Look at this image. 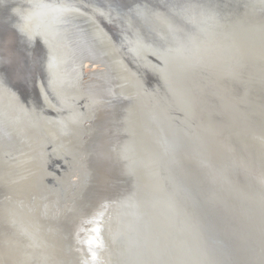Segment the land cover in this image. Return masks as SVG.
Segmentation results:
<instances>
[{"label": "bare ground", "instance_id": "bare-ground-1", "mask_svg": "<svg viewBox=\"0 0 264 264\" xmlns=\"http://www.w3.org/2000/svg\"><path fill=\"white\" fill-rule=\"evenodd\" d=\"M114 3L101 7L92 0H27L22 6L0 7V19L6 21V24L2 22L6 27L0 28V38L10 31L12 41L9 47L6 42L3 47L1 41L2 49L20 55L19 62L13 54L17 62L13 64L16 70L11 85L0 76V122L16 137L19 147L14 154H3L0 150V264H184L178 258L183 247L180 230H175L178 224L173 222L175 213L171 199L174 195L159 160L162 147L154 119L156 112L151 104L155 88L148 87L151 77L146 68L159 66L157 52L151 36L146 38L139 30L138 18L126 6ZM149 5L134 10L144 16L152 14L156 24L167 27L162 14L150 10L147 14ZM57 11L67 12L68 17L81 15V27L99 45L100 57L106 66L83 59L79 53L70 55L75 48L70 46L67 37L60 43L50 37L51 30L43 18ZM113 13L121 14L122 20ZM252 18L256 23L264 18V5ZM192 20L201 19L191 17ZM238 21V30L235 28L230 44L237 58L242 59L244 51L250 58L245 63L249 66L247 71L238 72L234 77L243 84L264 73V50L256 54L254 50L247 51L249 46L246 48L245 43L251 35L244 30L247 25L243 24V19L239 17ZM43 28L45 36L41 35ZM36 35L46 42L45 48L42 49ZM155 35L158 36L156 32ZM43 59L46 63L54 59L55 67L67 61L68 67L57 71L55 81L47 80L50 71L46 70L43 81L37 73H31L44 63ZM83 61H91L92 72L86 70ZM90 76L94 79L82 85ZM104 78L110 83V90L106 96L98 97L91 88L101 85ZM57 80L65 83L63 88L67 90H63ZM230 90L222 89L221 98L225 99ZM254 91L250 100L256 106L253 109L255 123L246 126L235 123L226 130L220 127L223 121L220 117H215L217 125L212 119L207 120L210 123L207 133L215 137L213 150L219 162L220 182L222 178L225 180L223 172L235 163L240 171H252L258 180V176L263 177L262 172L252 170L256 163L264 162V129L258 125L260 119H264V91L259 88ZM236 94L233 90L232 96ZM108 100L125 103L120 117H112L110 111L107 115ZM106 117L113 123L110 133L103 125L106 137L110 138L107 148L123 166L118 165L122 168L120 173H125L133 182L121 185L116 177H107L105 183L111 186L115 183L118 192L84 201L81 193L86 183L85 173H88L85 154L67 159L68 169L60 162L68 157L69 150L76 148L78 141L81 149L94 134L98 119ZM86 120L89 123L85 125ZM204 122L190 129L200 136ZM69 127L77 130V140L68 132ZM62 131L69 137L62 140ZM66 143H74V147L67 148ZM59 183H64L63 188ZM214 186L215 192L216 184ZM238 214L241 216V212ZM238 220L242 222L241 218ZM247 221L250 224L247 228L250 227L251 233L264 244V228L261 227L264 221H259L261 226L253 220ZM173 250L178 253L176 257L172 255Z\"/></svg>", "mask_w": 264, "mask_h": 264}, {"label": "water", "instance_id": "water-1", "mask_svg": "<svg viewBox=\"0 0 264 264\" xmlns=\"http://www.w3.org/2000/svg\"><path fill=\"white\" fill-rule=\"evenodd\" d=\"M25 1L27 2V0H0V7L22 6L25 5ZM92 1L101 7L109 2L126 6L127 10L138 18L139 30L143 31L146 38L151 36L150 41L157 52L156 59L159 66L154 69L147 66L146 69L151 77L148 87L155 88L156 93L154 94V103L151 100L150 102L156 112L154 119L160 133L162 148L159 152V160L163 163V168L168 174L169 189L171 188L174 195L171 202L175 213L173 222L175 225L178 224L175 230H180L182 237L183 248L180 249L182 255L177 257L181 258L184 264L264 263V244H261L256 235L251 233L250 227L247 228V225L250 226L247 219L257 222V225H260L259 221H264V183H262L264 162L256 163L255 168H252L254 171L257 169L263 173V177L258 176L261 182L252 171H240V166L236 163L230 164L231 168L223 172L225 180L222 178L220 182L217 173L220 170L217 168L219 162L216 151L213 150L215 149L213 145L215 137L212 133H207L208 126H210L207 120L212 119V123L215 125L218 122L215 121V117L223 119L222 124L219 125L221 129L224 127L226 130L227 127H232L231 124L235 125V123L245 124L244 126L255 123L256 113L253 109L256 106L250 99L256 88L264 91V73L253 76L255 80L243 84L238 83V79L235 80L234 77L238 72L247 71L249 66L245 63L250 58H247L245 51L242 59L237 58L234 46L230 44V37L236 29L238 30V20L241 17L243 24L247 25L244 30H247L251 35L245 43L246 48L249 46L247 51L254 50L256 54L260 50H264V29L260 28L264 26V18L258 20L257 23L253 22L255 19L252 18L255 11L264 5V0ZM148 2L150 7L147 14L150 11L162 14L163 19L167 21V27L164 28L162 23L156 24V18L152 14L144 16L134 10L135 7L143 9L149 4ZM228 11L229 13H227ZM234 13H239V16L234 17ZM113 15L122 20L121 14L113 13ZM133 15L132 17H134ZM191 17H199L201 20L191 21ZM247 18L251 22H248ZM43 19L46 21L44 24H47L48 29L51 30L50 37L52 39L59 43L64 37L69 39L70 46L75 48L73 50L71 48L70 55L79 53L84 57L83 59H90L104 65L105 62H102L100 57L102 52L99 45L81 27L82 17L80 14H72L68 17L67 12L57 11L51 13V17L47 16ZM3 21L6 24L5 19H0V28L6 27L2 23ZM40 31L41 35L45 36V28ZM155 32L158 34L157 37ZM4 34L0 38V60L2 62V64L0 63V76L11 85L12 75L16 70L13 68V64L17 60L20 62V58L18 59L20 55H15L13 52L17 59L15 60L12 53L2 49L1 41L2 44L6 42L7 47L12 42L11 36H9L11 35L10 31ZM36 38L41 41L42 49L45 48L46 42L42 37L36 35ZM14 42L15 40L13 46ZM4 46L5 44H3ZM215 50L218 52L217 54H215ZM43 62L31 72L32 74L37 73L43 81L46 70L50 71L47 72V80L55 81L54 77L56 76L57 79V74L59 75L57 71L60 72L68 67L67 61L57 67L53 65L54 59L47 63L43 59ZM46 64L49 66L47 69ZM55 68L58 69L55 70ZM142 75L147 80L144 73ZM57 83L61 85V88L65 87V83H62L61 80H57ZM109 84L104 78L101 85H94L91 89L98 97L106 96L110 90ZM65 89L63 88V90ZM222 89H231L225 99L220 96ZM233 90L238 94L232 96ZM124 105L122 100L109 101L106 106L107 115H110V111L112 117H120L123 114ZM203 121L205 122L203 126L201 125L200 136H198V132L193 133L190 128ZM112 124L110 117L98 119L92 137L85 142L81 149L78 147V141L76 148L67 153L69 158H63L61 160L63 164L60 162L64 169H68L70 163H67V159L80 158L82 154H85V168L88 173H85L86 183L81 193L84 201H93L99 197L108 196L105 194L108 192L109 195L118 192L119 188L115 183L114 186H111L107 182L110 185L109 188L103 186L107 185L104 181L107 177H116L121 185L126 183L130 185L133 182L132 178L124 175L125 173H120L122 172V168L118 166L120 164L116 162L112 152L107 148L110 138L106 137V126L110 133ZM103 125L106 126L103 127ZM258 125L264 129V119H260ZM69 128L68 132L74 135L75 139L77 130ZM66 133L61 132L62 140L64 137H69ZM243 135L247 136L245 133ZM17 141L6 125L0 122V150L2 153L14 154L16 150L18 152ZM72 146L74 147V143L71 145L66 143L67 148ZM66 163L67 165H65ZM243 166L244 164L242 168ZM222 183L224 184L222 185ZM63 184L59 183L58 186L63 188ZM211 190L213 193H210ZM235 211L237 212L235 213ZM238 212H241V216ZM238 218H241L242 222ZM175 254L176 252L173 250V257H176L178 253ZM158 264L160 263L158 262Z\"/></svg>", "mask_w": 264, "mask_h": 264}, {"label": "rangeland", "instance_id": "rangeland-1", "mask_svg": "<svg viewBox=\"0 0 264 264\" xmlns=\"http://www.w3.org/2000/svg\"><path fill=\"white\" fill-rule=\"evenodd\" d=\"M83 65H85L86 70H90V72H92V67H94V66H92L91 61H83ZM92 79H94V76L93 77L90 76L89 79L85 83H83V84L81 83V84L85 86V85L89 84V81H91ZM88 123L89 122L87 120L84 122L85 125ZM82 138H84V137L82 136Z\"/></svg>", "mask_w": 264, "mask_h": 264}]
</instances>
